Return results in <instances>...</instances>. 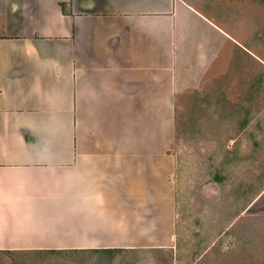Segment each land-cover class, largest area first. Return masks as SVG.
<instances>
[{
  "label": "crops",
  "instance_id": "1",
  "mask_svg": "<svg viewBox=\"0 0 264 264\" xmlns=\"http://www.w3.org/2000/svg\"><path fill=\"white\" fill-rule=\"evenodd\" d=\"M228 47L264 65V0H0V252L173 248L176 98Z\"/></svg>",
  "mask_w": 264,
  "mask_h": 264
},
{
  "label": "rangeland",
  "instance_id": "2",
  "mask_svg": "<svg viewBox=\"0 0 264 264\" xmlns=\"http://www.w3.org/2000/svg\"><path fill=\"white\" fill-rule=\"evenodd\" d=\"M176 129L173 248L0 252V264H264V214L249 212L264 191V65L228 47L177 95Z\"/></svg>",
  "mask_w": 264,
  "mask_h": 264
},
{
  "label": "trees",
  "instance_id": "3",
  "mask_svg": "<svg viewBox=\"0 0 264 264\" xmlns=\"http://www.w3.org/2000/svg\"><path fill=\"white\" fill-rule=\"evenodd\" d=\"M31 252H35V253H39V252H46V253H59V251H31ZM101 251H93V253H100ZM104 252V251H103ZM8 254H14L13 252H6ZM34 254V253H33Z\"/></svg>",
  "mask_w": 264,
  "mask_h": 264
}]
</instances>
